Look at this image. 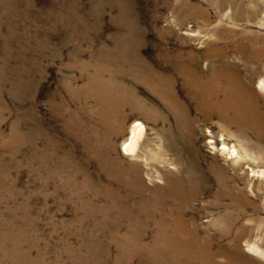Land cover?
Returning a JSON list of instances; mask_svg holds the SVG:
<instances>
[{
	"label": "rangeland",
	"instance_id": "obj_1",
	"mask_svg": "<svg viewBox=\"0 0 264 264\" xmlns=\"http://www.w3.org/2000/svg\"><path fill=\"white\" fill-rule=\"evenodd\" d=\"M262 79L264 0H0V264H264Z\"/></svg>",
	"mask_w": 264,
	"mask_h": 264
},
{
	"label": "bare ground",
	"instance_id": "obj_2",
	"mask_svg": "<svg viewBox=\"0 0 264 264\" xmlns=\"http://www.w3.org/2000/svg\"><path fill=\"white\" fill-rule=\"evenodd\" d=\"M217 70L218 72L211 76L206 82L202 83L199 80L194 81L198 93H200L203 98L202 101L209 103L213 107H222V114L224 115L227 114L228 111L234 110L237 112L239 118H241V114L244 116L247 115L246 117H248V115L250 117L255 116L254 97H256V95L254 94L252 85L244 79L241 80V77H239L231 66L223 65L220 70ZM261 83L264 84V79L261 80ZM145 131L146 128L142 121L135 120L131 124L129 135L125 138L123 143V150H125L127 154L137 157L144 156L142 141L146 135ZM222 148L226 149L227 146L224 145ZM185 241H187L185 244L187 250L197 251L196 244L192 241ZM247 242L251 250L256 253L264 254V248L256 240L251 241V239H248ZM182 246H184L183 243ZM198 255H202L206 261L212 262L207 256V252H204L202 246H200L196 254H189L188 259L192 262Z\"/></svg>",
	"mask_w": 264,
	"mask_h": 264
}]
</instances>
